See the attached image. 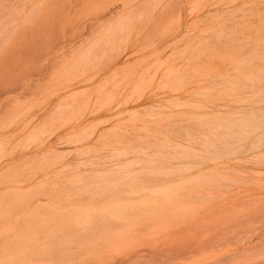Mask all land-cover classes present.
Returning a JSON list of instances; mask_svg holds the SVG:
<instances>
[{
	"label": "rangeland",
	"instance_id": "374dc122",
	"mask_svg": "<svg viewBox=\"0 0 264 264\" xmlns=\"http://www.w3.org/2000/svg\"><path fill=\"white\" fill-rule=\"evenodd\" d=\"M262 67L264 0H0V264H264V142L200 154Z\"/></svg>",
	"mask_w": 264,
	"mask_h": 264
},
{
	"label": "bare ground",
	"instance_id": "6f19581e",
	"mask_svg": "<svg viewBox=\"0 0 264 264\" xmlns=\"http://www.w3.org/2000/svg\"><path fill=\"white\" fill-rule=\"evenodd\" d=\"M137 2V1H136ZM130 4H131V2H130ZM153 6V5H152ZM145 10V9H144ZM139 15V14H138ZM126 16H128L127 18H128V20L130 21L131 19H132V15H123V18L125 17L126 18ZM134 17V16H133ZM119 18H121V16L119 17ZM124 20H126V19H124ZM120 21V20H119ZM121 22H123L122 20H121ZM128 22V21H127ZM124 23V22H123ZM117 24H118V21H117ZM120 24V23H119ZM119 24H118V27H119ZM117 26V25H116ZM122 26V23H121V25H120V27ZM127 26V25H126ZM117 27V29H119ZM124 27V26H123ZM127 28V27H126ZM115 29H116V27H115ZM6 30V29H5ZM108 30V29H107ZM110 30V29H109ZM125 30V29H124ZM123 31V30H122ZM115 33V32H114ZM113 33V34H114ZM118 32H116V34H117ZM115 34V35H116ZM110 38V37H109ZM111 38H112V36H111ZM103 39V38H102ZM96 40V39H95ZM94 40V41H95ZM108 39H106V41H107ZM110 40V39H109ZM108 40V41H109ZM102 43V42H101ZM106 43V42H105ZM93 44V43H92ZM96 44V43H95ZM94 44V45H95ZM97 46V45H96ZM105 46V45H104ZM95 47V46H94ZM91 48V47H90ZM258 51V50H257ZM106 52V51H105ZM255 52V51H254ZM92 55V54H91ZM261 55V54H260ZM85 56V55H84ZM246 55H244V57L243 58H241L240 60H239V62H236V63H234V66H235V68H239L238 70H240V69H244V68H246V67H248V66H251V62H253V57L251 56L250 57V55H249V57H245ZM254 56V55H253ZM260 59H261V57H260ZM264 68L262 67V70H263ZM253 71V70H252ZM177 73V72H176ZM256 73V72H255ZM173 74V73H172ZM178 75V74H177ZM250 75H252V74H249L248 73V76L250 77ZM170 76H171V73H170ZM177 77V76H176ZM175 77V78H176ZM180 77V76H179ZM255 76H253L251 79L253 80V78H254ZM260 77V76H259ZM172 78H173V76H172ZM177 79H179L178 77L176 78V81H178ZM181 79H183V77H181ZM181 79L179 80V81H181ZM255 79H256V77H255ZM173 80V79H172ZM175 82V81H174ZM170 83H172V81L170 82ZM177 83V82H176ZM173 84V83H172ZM179 86V85H178ZM224 88V87H223ZM250 89V88H249ZM229 90V89H228ZM207 92V91H206ZM205 92V93H206ZM197 108V107H196ZM240 110V109H239ZM243 110V109H242ZM217 126H219L220 128H223L224 129V131L222 132V134H221V136L219 137V139L218 140H216V141H211V142H208V144H207V146H206V149L204 150V151H200V154L202 155V157L204 158V159H211V158H215L217 155H226L227 153H234V152H236L240 147H241V145L242 144H240L241 142H243L244 140H246V139H248V138H250L252 135H255V137H256V140L254 141V145H257V144H260V143H263L264 142V111H254V110H252V111H249V112H245V113H238V114H233V115H229L228 117H226V118H224V119H218L217 120ZM216 126V127H217ZM39 136V135H38ZM245 142V141H244ZM177 143V142H176ZM247 144V143H246ZM248 145V144H247ZM246 145V146H247ZM139 150V149H138ZM185 151V150H184ZM197 152V151H196ZM124 153V152H123ZM169 153V152H168ZM198 153V152H197ZM186 155V157L187 156H190V151L189 150H186L184 153H183V155ZM172 156H174V155H172ZM164 157V156H163ZM202 159V158H201ZM183 164V163H182ZM124 175H125V178H126V175H128V174H123L122 175V177L124 178ZM140 178V177H139ZM112 180H114L113 178L111 179V181ZM130 181V180H129ZM109 182H110V178H109ZM118 183V182H117ZM121 183V182H120ZM125 183V182H124ZM128 183V185H131V184H129V182H127ZM126 184V183H125ZM133 185V184H132ZM115 186H117V185H115ZM119 186V185H118ZM140 186V185H139ZM139 186H137V187H135L134 185L133 186H131V190H132V188L133 187H135L134 189H137ZM177 186V185H176ZM173 187H175V186H173ZM130 188V187H129ZM128 188V191L130 190ZM140 188V187H139ZM170 188V187H169ZM62 189H63V187H62ZM142 189H143V187H142ZM157 189V188H156ZM158 189H160V190H158ZM157 190H156V192L158 193V192H160V191H164V189H165V187H164V189H161V188H158ZM166 189H168V188H166ZM170 189H174V190H177L176 188H170ZM170 189H169V191H165V193H164V197H165V194L166 193H168L169 195H170V193L172 194V192H175L174 190H171V192H170ZM141 190V189H140ZM149 190H151V189H149ZM154 191H155V189H153ZM113 191H116V190H113ZM112 191V193H114ZM118 191H120V190H118ZM118 191L116 192L117 194H118ZM127 191V192H128ZM133 191H135V190H133ZM132 191V196H134V194H136V191L135 192H133ZM137 191H138V189H137ZM143 191H148V190H144L143 189ZM153 191V193H155L156 194V192H154ZM162 191V192H163ZM126 192V191H125ZM124 192V193H125ZM131 192V191H130ZM129 192V193H130ZM151 192V191H150ZM170 192V193H169ZM121 193H123V191L121 192ZM139 193V195L141 194L140 193V191L138 192ZM152 192H151V195L153 194ZM154 194V196H156ZM159 194V196H161L160 194L161 193H158ZM124 195V194H123ZM125 195H126V193H125ZM128 195V194H127ZM137 195V194H136ZM129 196L130 197H132L130 194H129ZM163 196V195H162ZM120 197V196H119ZM166 197H168V195L166 196ZM129 198V197H128ZM177 198V197H176ZM130 202V201H129ZM123 203H125L124 204V207H123V205H121L120 206V204L121 203H117L118 204V206H116L115 208H113V209H111V210H114V211H110L112 214H114V212L115 213H117V212H119V211H121V213L120 214H122V210H124V212H125V210L126 211H129V210H127L128 208V206H132V204H128L127 203V206L125 207V205H126V202H123ZM122 203V204H123ZM133 203H135V202H133ZM134 205H136V204H134ZM114 206V205H113ZM135 206H133V208H134ZM137 207H140V205L139 206H137ZM111 208V207H110ZM110 208H108V210L110 209ZM141 208H142V206H141ZM144 208V207H143ZM137 209H139V208H137ZM136 208H134L133 210H130L131 212L132 211H136L137 210ZM140 210H143V209H140ZM129 211V213H131ZM124 212H123V214H124ZM141 212V211H140ZM149 212V211H148ZM125 213H128V212H125ZM118 214V213H117ZM127 215V214H126Z\"/></svg>",
	"mask_w": 264,
	"mask_h": 264
}]
</instances>
